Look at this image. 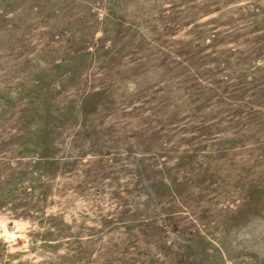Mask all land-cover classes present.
I'll list each match as a JSON object with an SVG mask.
<instances>
[{
	"label": "rangeland",
	"instance_id": "rangeland-1",
	"mask_svg": "<svg viewBox=\"0 0 264 264\" xmlns=\"http://www.w3.org/2000/svg\"><path fill=\"white\" fill-rule=\"evenodd\" d=\"M0 264H264V0H0Z\"/></svg>",
	"mask_w": 264,
	"mask_h": 264
}]
</instances>
